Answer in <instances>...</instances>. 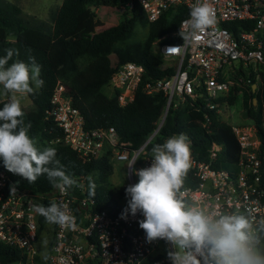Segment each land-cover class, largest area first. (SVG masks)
Wrapping results in <instances>:
<instances>
[{
    "label": "built area",
    "instance_id": "2783aa9c",
    "mask_svg": "<svg viewBox=\"0 0 264 264\" xmlns=\"http://www.w3.org/2000/svg\"><path fill=\"white\" fill-rule=\"evenodd\" d=\"M134 1L143 8L148 24L177 6H185L190 11L195 3V0H131L120 6L132 10ZM208 2L215 10L212 26L201 30L176 53L164 52L168 46H181L183 40L159 44L160 54L175 60L168 66L175 71L144 84L147 94L164 93L166 105L153 132L139 148L132 149L131 142L122 141L115 127L86 128L83 114L73 105L66 94L65 84L60 80L52 95L51 113L63 131L64 142L82 161L101 159L109 150L112 151V161H125L127 187L139 180L133 169L151 165L150 144L161 132L169 113L177 115L184 109L203 113V119H195V122L208 132H212L216 118L226 122L232 127L239 144L234 171L215 165L223 151L220 143L213 142L207 148L208 160H205L195 149L194 139L188 137L191 166L184 177L186 184L182 190L186 191V203L199 206L209 214L245 216L251 224V236L258 249L260 236L264 233V134L252 117H247L249 123L234 125L222 115L226 106L229 107V97L235 86L245 80L240 68L247 76L253 68L257 78L261 77L259 69L264 66V0ZM188 18L189 15L181 25ZM177 34L175 32L172 36ZM145 74L144 65L134 61L123 63L114 72L109 84L118 92L121 106L134 101ZM188 104L190 108H187ZM180 133L169 134L164 141ZM134 156L140 158L129 167L127 163ZM89 176L74 177L80 186L67 192L54 188L51 193L44 194L20 187L10 175L0 171V242L21 250L25 256L10 264H39L36 259L41 254L37 244L46 228H52V237L45 264H144L154 259L155 264H170L167 251L171 245L163 239L147 241L144 230L139 227V221L144 218L142 212L138 210L135 215L129 212L124 219L121 218L122 213L98 207L96 196L88 194ZM123 199L128 200L129 197ZM51 202L67 206L75 217L74 228L64 229L49 224L31 209L33 203L47 206ZM190 251L199 264H215L207 247L196 252L193 246Z\"/></svg>",
    "mask_w": 264,
    "mask_h": 264
},
{
    "label": "trees",
    "instance_id": "16d2710c",
    "mask_svg": "<svg viewBox=\"0 0 264 264\" xmlns=\"http://www.w3.org/2000/svg\"><path fill=\"white\" fill-rule=\"evenodd\" d=\"M129 1L131 0H63L59 9L52 13V21L47 22L36 17L26 18L20 6L13 5L10 8L6 0H0V57L6 55V49L11 48L18 53L13 56V60L28 62V57L32 56L41 66L40 78L44 84L34 94H28L33 107H22L25 113L22 119L25 125H31L29 135L35 138L39 148L51 146L56 149V158L60 160L67 174L73 177L93 176L94 196L97 198L98 207L109 208L114 213H123L126 208L119 198L127 197V186L119 189L117 197L115 191L107 185L113 173L112 151L109 150L101 159L82 161L64 142L63 131L51 113V99L56 84L62 80L66 86V94L83 114L86 128L115 127L122 141L132 143V149L139 148L146 141L163 113L166 97L161 92L147 94L144 84L171 75L175 71L173 67H159L154 64L151 58L153 47L158 42H181V21L190 11L185 6H177L164 13L157 21L148 24L143 8L134 1L130 15L125 16L118 24L101 31L94 30L92 21L95 14L91 7L120 6ZM147 26L149 29L146 37L135 40L137 28ZM175 32L178 34L172 36ZM262 38L264 42V32ZM116 44L125 45L126 56L112 63L107 60L108 51ZM55 48H59L62 55L59 66H56L53 58ZM128 61L144 65L146 74L136 91L134 101L121 106L118 92H107L105 87L120 65ZM239 72L244 75L245 80L235 86V90L242 91L240 96L244 113L257 122L261 133L264 134V85L260 86L253 71L248 76L242 68ZM261 75L264 79L263 68ZM255 98L258 100L257 104H254ZM238 100L239 97L232 92L229 102L234 104ZM5 102L7 99L0 101V108ZM187 108H190L189 104ZM202 117L203 113L188 112L186 109L177 115L169 113L164 127L149 148L156 143H163L167 135L179 131L194 139L195 149L202 153L201 158L205 160H208L207 148L213 142L220 143L223 151L215 165L234 171L238 161L239 144L232 127L216 118L212 132H208L195 122V119H203ZM0 171L10 175L20 187L33 192L47 194L54 190L46 175L29 184L26 179L9 172L2 159ZM185 184L184 182L183 185ZM258 250L264 253V233L260 236ZM23 258L25 256L21 250L0 242V264L14 263ZM36 260L39 264H45V259L39 256ZM155 263L156 259L144 264Z\"/></svg>",
    "mask_w": 264,
    "mask_h": 264
},
{
    "label": "clouds",
    "instance_id": "9594fccd",
    "mask_svg": "<svg viewBox=\"0 0 264 264\" xmlns=\"http://www.w3.org/2000/svg\"><path fill=\"white\" fill-rule=\"evenodd\" d=\"M214 23L215 10L208 0H195L188 20L180 26L179 35L184 43L168 46L164 53L180 51L197 33ZM5 51L6 55L0 57V96L8 97L0 108V159L4 167L29 184L46 175L52 187L61 192L79 187L78 181L66 173L56 158V149L39 148L35 138L29 135L30 123L25 125L22 119L25 113L21 99L34 94L44 84L40 78L41 66L32 56L28 62L13 60L18 55L16 50ZM150 155L153 158L150 166L133 169L139 180L125 189L129 199L121 218L126 219L129 212L132 215L138 210L142 212L144 218L139 221V227L147 241L163 239L171 245L167 251L170 264H199L190 251L193 246L196 252L207 247L215 264H264V253L257 249L251 224L245 216L209 214L199 206L186 203V191L182 189L191 166L190 140L186 134H174L163 143L154 144ZM139 158L134 156L127 165L132 167ZM88 182V194L94 196L95 183L91 176ZM31 209L49 224L64 229L75 227V217L64 204L33 203Z\"/></svg>",
    "mask_w": 264,
    "mask_h": 264
},
{
    "label": "rangeland",
    "instance_id": "374dc122",
    "mask_svg": "<svg viewBox=\"0 0 264 264\" xmlns=\"http://www.w3.org/2000/svg\"><path fill=\"white\" fill-rule=\"evenodd\" d=\"M6 1L10 8L13 5L20 6L23 10V15L26 18L36 17L38 20H44L47 22H51L52 13L56 12L59 9L63 0H6ZM91 10L92 12H94L93 13L95 14L94 16L97 17L96 18L97 20L95 23V31H101L103 29L116 25L125 16L126 17L129 16L131 13L130 10H128V8H123L121 6H104V7H101L99 11H98V7H91ZM82 18L84 19L85 16H83ZM148 29H149L148 26L138 27L136 36L134 39L135 40L144 39L147 35ZM159 44L161 43L158 42L153 47V51L151 54V58L154 64L159 67H168L169 65H173L175 63L174 59L166 58L160 54ZM108 53H109L108 59H107L108 61H111L113 63L117 60H120L121 58L126 56L125 45L116 44L115 46L109 49ZM53 58H54L56 66L61 65L62 55H61V51L59 48H55L53 52ZM262 68L264 70L263 66ZM262 68L259 69L260 73L262 71ZM249 71L250 72L248 73H251V71H253V73L256 74V71L255 69L253 70V68H251ZM257 80L260 86L264 85V79L262 75L260 78H257ZM60 81L64 83L62 80ZM105 90L107 92L109 91L111 92V90L113 89L111 85L108 84L105 87ZM233 93L239 97V100L234 104H231L229 102V107L226 106L227 108L224 110V114L222 115V117L234 125H241L244 123H249V120L247 119V116L245 115L244 110H243L240 90L239 91L234 90ZM4 99H8V97L0 96V101ZM257 103H258V100L254 99V104H257ZM21 106L26 109L33 107L32 101L31 103H29L28 101V95L21 99ZM113 164H114L113 173L109 177V181L107 182V185L115 191L118 197L119 189L122 188L123 186H127V177H126V168H125L126 162L116 160L115 162L113 161ZM119 199L122 202V204L127 207L128 200L123 199L121 197ZM51 229L52 228H46L44 230L43 234L41 235L40 241L37 244V250L41 254L40 255L41 259H44L49 252V244H50V239L52 237Z\"/></svg>",
    "mask_w": 264,
    "mask_h": 264
},
{
    "label": "crops",
    "instance_id": "0c3cea01",
    "mask_svg": "<svg viewBox=\"0 0 264 264\" xmlns=\"http://www.w3.org/2000/svg\"><path fill=\"white\" fill-rule=\"evenodd\" d=\"M101 8H98V11L100 10ZM94 13V12H93ZM98 13V12H97ZM97 17H94L93 18V21H92V25H93V28H94V30H95V23H96V19ZM28 101H29V103H31V101H30V99H29V96H28Z\"/></svg>",
    "mask_w": 264,
    "mask_h": 264
},
{
    "label": "water",
    "instance_id": "95a60500",
    "mask_svg": "<svg viewBox=\"0 0 264 264\" xmlns=\"http://www.w3.org/2000/svg\"><path fill=\"white\" fill-rule=\"evenodd\" d=\"M256 88V85L254 86ZM256 99V98H255Z\"/></svg>",
    "mask_w": 264,
    "mask_h": 264
}]
</instances>
